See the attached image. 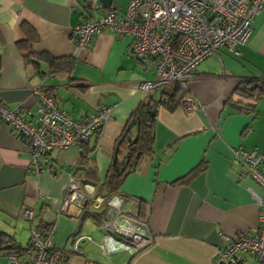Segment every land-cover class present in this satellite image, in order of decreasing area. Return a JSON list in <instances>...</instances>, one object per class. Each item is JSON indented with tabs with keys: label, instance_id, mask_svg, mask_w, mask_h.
Wrapping results in <instances>:
<instances>
[{
	"label": "crops",
	"instance_id": "obj_1",
	"mask_svg": "<svg viewBox=\"0 0 264 264\" xmlns=\"http://www.w3.org/2000/svg\"><path fill=\"white\" fill-rule=\"evenodd\" d=\"M92 1L0 0V101L37 112L32 90L42 87L78 121L99 108H113L112 120L88 144L43 158L45 171L39 176L30 170L29 143L0 121V264H11L9 244L22 250L21 257L30 255L26 210L35 212L34 224L42 233L53 228L56 250H66L77 232L93 238L79 244L78 253L64 251L63 264H216L222 234L236 236L260 226L256 196L264 191L232 155L238 147L264 152V97L241 92L246 80L264 84V11L254 20L247 44L237 46L239 55L224 48L197 68L190 89L182 92L194 97L197 111L188 112L180 100L158 111L154 153L121 188L127 210L148 223L154 243L140 253L108 258L100 248L101 219L93 214L110 215L100 186L116 141L141 104L170 102L176 86L165 93L139 90L155 70L131 55L130 36L104 31L90 50L77 53L74 29L93 19ZM112 4L124 10L127 2ZM31 54L75 58L76 67L56 72L44 61L29 62ZM87 148L91 152L82 164ZM71 177L89 195L83 207L74 196L63 213ZM86 211L91 216H84ZM243 264L257 262L246 255Z\"/></svg>",
	"mask_w": 264,
	"mask_h": 264
},
{
	"label": "built area",
	"instance_id": "obj_2",
	"mask_svg": "<svg viewBox=\"0 0 264 264\" xmlns=\"http://www.w3.org/2000/svg\"><path fill=\"white\" fill-rule=\"evenodd\" d=\"M126 2L125 9L121 10L117 5L105 7L101 0H93V19L74 29L76 51L90 50L93 39L104 31L132 37L131 55L155 70L152 80L139 85V90L144 93L163 92L173 85L188 91L197 68L221 49L227 48L239 55L237 46L247 44L253 33L254 20L264 11V0ZM102 10H105L103 14L100 13ZM32 96L38 106L37 112L23 105L11 108L0 101V121L29 143L30 170L37 176L45 171L43 158L56 151L81 149L112 120L111 107L99 108L85 121H78L62 110L57 98L42 87L33 88ZM166 103L167 100L162 99L155 108V121L158 111ZM180 104L190 113L199 109L190 94H186ZM232 160L242 164L248 176L264 191V152L258 154L238 147L233 150ZM88 195L87 187L71 177L63 213L74 196L78 206L83 207ZM256 198L261 210L259 228L236 236L222 234L224 247L218 251L216 264H243L246 255L255 258L257 264H264V195ZM106 204L113 214L101 219L103 242L100 248L105 256L110 258L120 252L136 254L153 245L154 236L148 223L140 220L137 212L127 210L121 195L108 198ZM23 216L30 225L32 249L28 258L11 254V264H63L64 251L78 253L79 244L93 242L91 236H81L77 232L66 250H56L54 230L47 235L39 231L32 210H26Z\"/></svg>",
	"mask_w": 264,
	"mask_h": 264
},
{
	"label": "trees",
	"instance_id": "obj_3",
	"mask_svg": "<svg viewBox=\"0 0 264 264\" xmlns=\"http://www.w3.org/2000/svg\"><path fill=\"white\" fill-rule=\"evenodd\" d=\"M27 60L34 65H38L41 61H44L48 63L50 68L56 72L73 71L76 67V59L71 57L53 58L45 54L38 56L31 54ZM1 65L2 56L0 54V70ZM243 83L245 84L246 88L244 90L242 89L241 92L253 93L257 95L258 98L264 97V84L260 85L255 79L246 80ZM173 86H176V88L172 93H170V95L168 94L170 97V102L165 104L167 106L171 105L172 102L175 103L179 100L181 103L184 97H182L183 90L178 85ZM165 91L162 93H165ZM159 104H152V102L141 104L139 108L133 113L126 124L124 131L117 139L106 181L100 186L101 191L104 190L107 192V199L114 195H121V188L126 178L129 175L140 171L148 157L154 153L156 142V121L154 120V111ZM247 109V111H254V109ZM90 152L91 149L89 148L83 151L82 164L87 161V157ZM199 168L200 167L196 168L195 170H199ZM200 170H204V168L202 167ZM193 173L194 172H191L188 177H191ZM93 181L96 182V179L94 178ZM88 214L91 216L92 213H86L84 216H87ZM102 214L103 213H95L93 216L100 220L103 218ZM52 230L53 228H48L47 232L44 234L47 235ZM31 249L32 247L30 245V250ZM6 250L8 251L7 253H9V255H19L22 252L19 247H14L11 244L7 246Z\"/></svg>",
	"mask_w": 264,
	"mask_h": 264
},
{
	"label": "water",
	"instance_id": "obj_4",
	"mask_svg": "<svg viewBox=\"0 0 264 264\" xmlns=\"http://www.w3.org/2000/svg\"><path fill=\"white\" fill-rule=\"evenodd\" d=\"M102 4L105 6V7H110L113 3V0H101ZM87 201L84 203L86 205ZM113 214V211H110V215Z\"/></svg>",
	"mask_w": 264,
	"mask_h": 264
},
{
	"label": "rangeland",
	"instance_id": "obj_5",
	"mask_svg": "<svg viewBox=\"0 0 264 264\" xmlns=\"http://www.w3.org/2000/svg\"><path fill=\"white\" fill-rule=\"evenodd\" d=\"M115 2H120L122 4H125L126 3L125 0H115Z\"/></svg>",
	"mask_w": 264,
	"mask_h": 264
}]
</instances>
